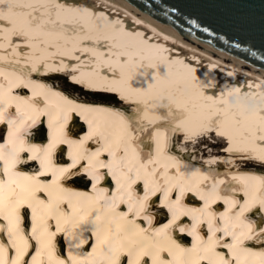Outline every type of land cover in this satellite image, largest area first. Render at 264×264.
I'll use <instances>...</instances> for the list:
<instances>
[{
	"label": "bare ground",
	"instance_id": "obj_1",
	"mask_svg": "<svg viewBox=\"0 0 264 264\" xmlns=\"http://www.w3.org/2000/svg\"><path fill=\"white\" fill-rule=\"evenodd\" d=\"M148 13L128 0H0V264H192L203 252L264 264V70ZM90 84L106 96L79 92ZM20 85L38 99L13 94ZM45 120L48 138L35 130ZM206 138L228 147L204 154ZM195 189L202 202L177 199Z\"/></svg>",
	"mask_w": 264,
	"mask_h": 264
},
{
	"label": "water",
	"instance_id": "obj_2",
	"mask_svg": "<svg viewBox=\"0 0 264 264\" xmlns=\"http://www.w3.org/2000/svg\"><path fill=\"white\" fill-rule=\"evenodd\" d=\"M128 1L193 40L264 70V0Z\"/></svg>",
	"mask_w": 264,
	"mask_h": 264
},
{
	"label": "rangeland",
	"instance_id": "obj_3",
	"mask_svg": "<svg viewBox=\"0 0 264 264\" xmlns=\"http://www.w3.org/2000/svg\"><path fill=\"white\" fill-rule=\"evenodd\" d=\"M68 79V78H67ZM67 79H65V80H67ZM64 81V80H63ZM65 84V86H67L68 87V89L69 90H74V89H77V86L76 85H73V84H71V85H69L68 83H67V81L64 83ZM79 87V86H78ZM79 92H83L84 94H86V95H91L92 97L93 96H97V97H100V98H104V96H106V94H96V93H99V92H96L95 93V95H94V91L93 90H91L90 89V87L88 86H84V87H80V91ZM126 97V95H123L122 93H118V95H114V96H112L111 98H112V100H114V101H118L119 103L121 102V103H125V102H129L130 101V98L129 99H127V98H125ZM126 99V100H125ZM183 140H184V138H183ZM200 140V141H199ZM198 140V150H200V149H204V148H207L208 146H209V148L208 149H206V150H204V151H202V152H204V154H207V153H209V152H218V151H220V150H222V149H224V148H226V147H228V146H226V145H228L226 142H221V143H219V145H217V143H218V140L217 139H213L214 140V142H217V143H213V142H208V139H206V141H205V139L204 140H202V139H199ZM202 140V141H201ZM211 143V144H210ZM203 146H204V148H203ZM211 149V150H210ZM247 164H249V166H251L252 165V163H248V162H246ZM254 166V165H253ZM252 167V166H251ZM259 168V167H258ZM262 169V168H261ZM263 170H264V168H263Z\"/></svg>",
	"mask_w": 264,
	"mask_h": 264
}]
</instances>
